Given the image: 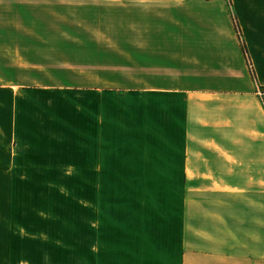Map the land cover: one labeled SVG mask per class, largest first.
Instances as JSON below:
<instances>
[{
	"label": "crops",
	"instance_id": "1",
	"mask_svg": "<svg viewBox=\"0 0 264 264\" xmlns=\"http://www.w3.org/2000/svg\"><path fill=\"white\" fill-rule=\"evenodd\" d=\"M9 1L16 12L32 14L36 4L61 9L64 18L73 8L68 18L80 10L104 22L94 33L103 36V51L133 56L125 86L134 105L124 125L116 120L122 112L108 110L106 93L0 85V264L20 263L17 178L56 172L180 187L175 211L183 222L173 226L170 249L154 244L144 225L98 222L94 229L107 237L95 239L89 264H264V0ZM44 28L23 29L42 40ZM27 92L86 97L66 108L64 123L50 109L53 119L42 123L27 119L41 113ZM59 251L44 264H62ZM82 253L76 248L71 264H83Z\"/></svg>",
	"mask_w": 264,
	"mask_h": 264
},
{
	"label": "rangeland",
	"instance_id": "2",
	"mask_svg": "<svg viewBox=\"0 0 264 264\" xmlns=\"http://www.w3.org/2000/svg\"><path fill=\"white\" fill-rule=\"evenodd\" d=\"M5 3L3 0L0 7V85H20L26 91L55 88L106 93L108 110L122 112V119L116 120L129 124L134 105L133 88L125 84L132 82L133 56L103 51L104 38L94 36V33L103 29L99 27L104 22H95L88 11L80 10L68 18L73 8H67L62 18L58 17L61 9L52 6L31 5L33 13L26 14L8 7L9 0ZM26 25L46 26L43 29L45 38L40 40L38 33L24 32ZM47 93L44 97L27 92L30 103L41 105L38 106L41 113L29 112L28 121L45 123L53 119V113L59 112L55 122L59 119L64 123L66 108L80 107L86 97L82 94L66 98ZM48 109L53 113H48ZM112 120L108 118V121ZM46 131L52 132L43 129L42 133ZM31 162L32 158L26 164ZM105 167L109 168L107 159ZM54 175L55 178L34 175L17 178L19 189L22 186L19 264H31L30 261L44 264L50 259V252L57 250H60L58 255L62 264H71L76 248L83 249V264H89L91 251L97 246L95 239L101 241L107 237L105 231L97 233L94 229L98 222L102 227L109 223L144 225L149 229L146 233L150 235L149 239L156 242L154 244L162 242L164 251L170 249L176 235L173 226L183 222L180 211L178 216L175 211V196L178 190L180 194V187L138 181L69 180L62 172ZM20 180H23L21 185ZM204 222L198 219L197 223L204 226Z\"/></svg>",
	"mask_w": 264,
	"mask_h": 264
},
{
	"label": "trees",
	"instance_id": "3",
	"mask_svg": "<svg viewBox=\"0 0 264 264\" xmlns=\"http://www.w3.org/2000/svg\"><path fill=\"white\" fill-rule=\"evenodd\" d=\"M236 26H237V30H238V32L240 33L239 34V37H240V39H241V42H242V46H243V49H244V54H245V57H246V59H247V62H248V65H249V67H250V72H251V75H252V77L255 79V71H254V66H253V63H252V60H251V58H250V56H249V54H248V48H247V45H246V43H245V41L243 40V38H242V31L240 30V28H239V26H238V24L236 23Z\"/></svg>",
	"mask_w": 264,
	"mask_h": 264
},
{
	"label": "built area",
	"instance_id": "4",
	"mask_svg": "<svg viewBox=\"0 0 264 264\" xmlns=\"http://www.w3.org/2000/svg\"><path fill=\"white\" fill-rule=\"evenodd\" d=\"M262 95H263V93H262Z\"/></svg>",
	"mask_w": 264,
	"mask_h": 264
}]
</instances>
